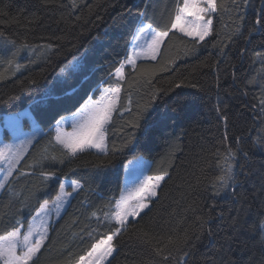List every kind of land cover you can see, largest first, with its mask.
<instances>
[{
	"label": "trees",
	"instance_id": "trees-1",
	"mask_svg": "<svg viewBox=\"0 0 264 264\" xmlns=\"http://www.w3.org/2000/svg\"><path fill=\"white\" fill-rule=\"evenodd\" d=\"M217 3L223 7L213 14L209 38L195 43L170 34L157 60L139 62L135 72L124 68L120 101L108 126V155L88 151L61 164L56 120L70 115L64 109L75 111L101 84L114 85L113 74L128 55L137 25L164 29L177 0H0V119L30 110L45 131L0 196V235L17 220L26 228L44 200L56 199L61 183L78 181L83 188L51 226L38 260L76 264L94 242L89 233L99 239L116 226L104 221V213L121 195L126 165L142 157L151 163L149 175H168L142 219L130 220L114 237L116 252L107 264H264L259 230L264 221V33L253 28L264 0H249L239 9L232 0ZM74 58L85 59L83 83L85 73L71 79L60 73ZM176 83L181 88L175 89ZM170 86L173 92L161 91L153 100L157 90ZM73 87L76 92L65 95ZM177 92L183 99L174 112ZM145 106L147 118L139 120L140 128L132 127ZM23 127L28 130L26 121ZM237 138L249 153L251 174L214 196L225 149H235ZM41 171L55 177L44 181ZM201 220H207L203 227Z\"/></svg>",
	"mask_w": 264,
	"mask_h": 264
},
{
	"label": "snow or ice",
	"instance_id": "snow-or-ice-1",
	"mask_svg": "<svg viewBox=\"0 0 264 264\" xmlns=\"http://www.w3.org/2000/svg\"><path fill=\"white\" fill-rule=\"evenodd\" d=\"M232 3L237 9L246 8L249 0H242V3L238 5L236 0H232ZM220 7H223V5H218L217 0H182V3L177 0L175 13L164 29L157 30L152 23H139L132 38L131 54L125 57L113 74L116 83L103 88L99 99L93 100L92 96L89 95L87 100L75 111H72L71 108L64 109L70 115L61 116L60 119L56 120L55 143L62 149L59 163L63 164L65 159H76L79 154L92 149L107 156L109 151L106 143V136L109 131L108 125L112 122L113 113L117 111L120 101L121 81L125 79V65H130L133 72H135L139 59L157 60V57L161 55L162 45H165L166 39L171 38L170 34L175 35L178 32L184 37H190L195 43L203 42L206 37L211 36L213 33L212 16L218 12ZM237 18L244 19L243 16L239 15ZM253 28L264 33V9L257 16ZM22 47H26V45ZM9 54L15 55L11 50H9ZM256 55L260 56L261 53L257 52ZM8 62L9 64L12 63L11 60ZM20 67L21 65L17 64V70ZM60 73L66 79L73 78L77 73H85L81 80V83H83L88 79L85 59L74 58L73 61L68 62L60 69ZM140 74L146 76L148 70H143ZM147 82L151 83V80L148 79ZM181 86L180 83H176L174 88L179 89ZM173 90L171 86L168 89L157 90L153 95V100L159 96L161 91L168 94ZM74 92H76L75 87L72 88L71 92H66L65 95L72 96ZM56 99H59V97H56ZM182 99L177 92L172 107L174 112L179 111ZM76 102L78 103V101ZM149 103L151 104L152 101ZM148 110V107L145 106L138 119L132 123V127L140 128L139 120L147 118L146 113ZM123 111L130 112L131 109L124 107ZM225 119L227 118L225 117ZM61 124H69L72 130L70 132L61 131ZM239 139L237 138L235 149L232 147L225 149L224 166L221 174L217 177V183L212 186V195L214 196H219L222 192H228L229 189H234L235 186L243 182L242 178H247L251 174L246 168L249 153L239 146ZM133 140H135V134H133ZM31 145L32 139H27L19 144H4L3 147H0V172H4L2 179H0V190H3L10 183L9 178L14 172H17V165L24 159ZM260 147L264 148V143H261ZM238 154H240L239 159ZM45 159L47 158L45 157ZM51 159L56 161L57 157L52 156ZM133 172L134 177L131 180V187L122 190L120 197L115 200L114 204L110 202L109 210L104 213V221L108 224L114 221L118 227L114 226L108 234L99 239L89 233L94 242L91 243L89 250L79 256L76 264H100L102 260L112 257L115 251L113 246L114 237L122 235V232L127 228L130 217L142 219L141 213L148 209L150 202L157 197L158 190H161L162 187L161 182L165 181V177L168 175L167 172L147 175L141 166H136ZM23 174L21 173V175ZM41 176L44 181H48L55 177V173L41 171ZM71 187L73 191H77L82 189L83 185L77 181ZM71 194V192L65 191V184L61 183L60 193L52 202L53 206L59 209L61 204L65 202L64 198L71 196ZM215 207L216 205L213 204V208ZM49 212V201L44 200L39 208L35 210V216L32 217L33 220H41L42 230L35 229L30 224L27 230L22 231V222L17 220L15 228L6 234L0 235V264H38L39 256L43 254L42 248L45 247V241L48 239V229L50 227V225L43 223L42 217L47 216ZM92 215L96 217L98 222H101V217L96 212H93ZM208 219H211V216ZM206 223L207 220H201L200 227H203ZM259 230L264 233V221L259 224ZM92 231L96 232V229ZM183 242L187 243V237L184 238ZM184 255H188V253H184ZM183 264H187V261H184Z\"/></svg>",
	"mask_w": 264,
	"mask_h": 264
},
{
	"label": "rangeland",
	"instance_id": "rangeland-1",
	"mask_svg": "<svg viewBox=\"0 0 264 264\" xmlns=\"http://www.w3.org/2000/svg\"><path fill=\"white\" fill-rule=\"evenodd\" d=\"M213 18V16H212ZM210 37V36H209ZM209 37H206L205 40ZM132 41L130 43V46H129V50H128V55L131 54L132 52ZM29 54V53H27ZM141 61H149V60H145V59H139L137 61V64ZM125 67H131L130 65H125ZM106 87H109V86H104V85H100L99 88H97V96H94L95 95V92L96 90L92 93V98L93 100H97L99 99V96L101 94V90L103 88H106ZM31 108V107H30ZM115 113V112H114ZM113 113V114H114ZM26 123L29 125V128L28 130L26 129H23L24 127V123ZM35 119L33 118V115H32V112L30 110H23L19 113H16V114H12V115H7L5 118H3L2 120H0V147H3L4 144H19L21 141L23 140H27V139H32V144H34L36 141H34V138L36 139V136L40 133H41V128L37 126V124L35 123ZM109 126V125H108ZM23 127V128H22ZM61 128V131H71V127L69 124H61L60 126ZM63 128V129H62ZM22 130H24V132H21ZM20 131V133L18 132ZM24 135V136H23ZM32 146V145H31ZM31 146L28 148L29 150L31 149ZM89 151H92V152H95L97 153L94 149L92 150H89ZM29 152V151H28ZM100 154V153H98ZM23 160H21L20 162V165L22 163ZM131 162V163H130ZM126 167H125V170H124V180H123V188L122 190H127L129 187H131V180L133 179L134 177V172H133V169L136 167V166H141L143 167L144 171L146 172L147 175H149V169L151 167V163L144 159V158H136L132 161H130ZM20 165L18 164L17 165V171L20 167ZM1 174H4V172H2ZM16 174V172L13 173V175L9 178V180L11 181L12 177ZM163 183L161 182V185ZM65 185H68L67 183H65ZM7 187V185L5 186V188ZM67 186H65L66 188ZM5 188L3 190H1V192L3 193V191L5 190ZM156 198V197H155ZM155 198H153V200H155ZM152 200V201H153ZM151 201V202H152ZM151 202L149 204V207L151 205ZM149 209V208H148ZM148 209H145L148 210ZM144 211V212H145ZM143 212V213H144ZM141 213V214H143ZM47 216H44L43 219L44 220H47L46 219ZM136 218H129V221L130 220H134ZM128 221V223H129ZM106 222V221H105ZM114 222V221H113ZM32 223V222H31ZM30 223V224H31ZM107 223V222H106ZM115 223V222H114ZM29 224V225H30ZM29 225L27 226V228L29 227ZM32 226V225H31ZM33 227V226H32ZM23 228V227H22ZM23 230H27V229H22ZM114 246V245H113ZM115 249V248H114ZM116 250L114 251L113 253V256L115 254ZM112 256V257H113ZM112 257H108L106 258L105 260H102L100 262V264H107L109 262V260L112 258Z\"/></svg>",
	"mask_w": 264,
	"mask_h": 264
},
{
	"label": "crops",
	"instance_id": "crops-1",
	"mask_svg": "<svg viewBox=\"0 0 264 264\" xmlns=\"http://www.w3.org/2000/svg\"><path fill=\"white\" fill-rule=\"evenodd\" d=\"M33 118L35 119V117H34V115H33ZM36 120V119H35ZM38 126V125H37ZM39 127V126H38ZM41 128V127H40ZM63 129V128H62ZM41 133H40V135L38 134L37 136H36V139L34 138V141H36V140H38V139H40L42 136H44L45 135V132H44V130L41 128ZM54 134H55V136H56V133H57V125L55 124V126H54ZM24 136V135H23ZM106 143H107V136H106ZM108 145V144H107ZM32 146H33V144H32ZM31 146V147H32ZM28 151H29V149H28ZM28 151H27V153H28ZM27 153H26V155H27ZM25 155V156H26ZM25 158V157H24ZM20 165V164H19ZM2 172H0V179H2V177H3V175L4 174H1ZM66 183L68 184L67 185V187L65 188V191H67V192H69L68 191V188H71L72 189V187H71V185L73 184V183H75V182H71V181H66ZM80 184V183H79ZM80 189H78L77 191H73V189H72V194H71V196H69V197H65L64 198V200H65V202H63L62 204H61V206H60V208L59 209H57L55 206H53V204H52V202H49V209H50V212H49V214L47 215V217H46V219L47 220H44L43 219V217H42V220H43V223L44 224H47V225H50V227H49V229H48V236H49V233H50V229H51V226L52 225H54L60 218H61V216L64 214V212H65V210L67 209V207L69 206V204H70V202H71V200H72V198H73V196L75 195V193L76 192H78ZM2 194V192H1V190H0V195ZM55 201V200H54ZM31 225L33 226V228H35V229H41L42 230V227H41V220H32V223H31ZM23 229V228H22ZM47 241V240H46ZM46 241H45V243H46Z\"/></svg>",
	"mask_w": 264,
	"mask_h": 264
},
{
	"label": "bare ground",
	"instance_id": "bare-ground-1",
	"mask_svg": "<svg viewBox=\"0 0 264 264\" xmlns=\"http://www.w3.org/2000/svg\"><path fill=\"white\" fill-rule=\"evenodd\" d=\"M110 79V78H109ZM114 79V78H113ZM1 120V119H0Z\"/></svg>",
	"mask_w": 264,
	"mask_h": 264
}]
</instances>
